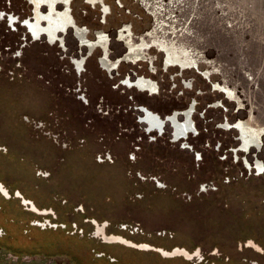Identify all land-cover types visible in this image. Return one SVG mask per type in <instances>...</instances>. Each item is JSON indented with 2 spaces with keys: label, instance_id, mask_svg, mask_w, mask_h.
<instances>
[{
  "label": "rangeland",
  "instance_id": "374dc122",
  "mask_svg": "<svg viewBox=\"0 0 264 264\" xmlns=\"http://www.w3.org/2000/svg\"><path fill=\"white\" fill-rule=\"evenodd\" d=\"M71 1L110 62L140 39L145 61L103 71L72 30L34 42L21 23L45 27L50 9L0 0V264H264V94L149 0ZM167 48L195 68H165ZM139 76L154 89L121 85ZM191 106L186 140L140 123V107L164 118ZM227 123L262 134L260 148L241 150Z\"/></svg>",
  "mask_w": 264,
  "mask_h": 264
},
{
  "label": "water",
  "instance_id": "95a60500",
  "mask_svg": "<svg viewBox=\"0 0 264 264\" xmlns=\"http://www.w3.org/2000/svg\"><path fill=\"white\" fill-rule=\"evenodd\" d=\"M149 1L264 94V0Z\"/></svg>",
  "mask_w": 264,
  "mask_h": 264
},
{
  "label": "flooded vegetation",
  "instance_id": "af4514ba",
  "mask_svg": "<svg viewBox=\"0 0 264 264\" xmlns=\"http://www.w3.org/2000/svg\"><path fill=\"white\" fill-rule=\"evenodd\" d=\"M71 0H36V2L38 3H42L44 4V7H48L50 9L49 13L46 15H43L41 17V19H46L43 20L45 21V27H41L39 22V19L35 17V19H27L23 21V23H21V26L27 31V34L29 35L30 39L34 42H37L38 40H41V38H44L45 40H47V44L49 43L50 45H55L56 43H61L60 39L58 40L57 36L58 35H64L68 30H72L76 39L78 40V42L81 44V46L87 50L89 53H91V56L88 58V61H92L93 59V51L94 49H100L101 50V54L100 57L98 58V62L100 63V66L102 68V70L104 71V69L113 72L116 65L118 64V62L120 63H134V62H144L145 60H143V58L133 61L128 57L130 50L128 49V47L126 46L125 43V50L126 53L124 54L123 57H120L116 60H114L113 62L109 61V52L107 49V45L105 46L106 49H104L102 46H100L97 42H98V36L97 34L101 31H97L96 35H94V41L90 42L87 40V36H85V30L82 28H77L75 26V23L73 21V25L69 26V23L67 22L66 19H69V15H70V9H69V2ZM100 0H88L87 2H89V4H93L95 5L97 2H99ZM72 2V1H71ZM57 5H61L63 8V12H59L57 13L55 11V7ZM32 15V12H31ZM71 17V15H70ZM36 19H38V22L36 21ZM72 19V17H71ZM73 20V19H72ZM10 22L14 23L16 22L13 18L10 17ZM40 26L42 29H45L48 25V29L51 31H57L55 33V36H49V34L43 30V31H39V29H37V26ZM127 32H129V29H127ZM126 30H121L120 32H124V35L126 33ZM84 31V32H83ZM119 32V33H120ZM79 34V36H78ZM129 36H127L128 38ZM131 43V42H130ZM140 43H141V39H140ZM136 44L133 45L131 43V45L133 46H138L140 45ZM147 46V45H146ZM146 46L143 49V52L146 48ZM165 58H166V53H165ZM86 62V63H87ZM84 63V59H77L74 60V66H75V74H80V76H82V73L85 71V73L87 72L85 70V66L86 63L83 65ZM164 63V67L165 68H178V69H182L184 72L186 71H190L193 70L195 68V66L193 67L192 65L182 68L180 67L179 64H174V65H165V59L163 61ZM192 66V67H191ZM118 70V69H117ZM200 70V69H198ZM113 74V73H112ZM201 74V73H200ZM142 81L144 82H149L152 84L153 88L151 89V91L154 89V85L153 82L148 79V77L146 76H142V77H138V78H126L123 80V82L121 83V85H123L125 88L129 89V88H135L139 91H148V87L149 85L146 83V85L144 86V83H142ZM150 91V90H149ZM217 90L214 89V92H216ZM193 107H189V109L183 111L182 113H171L170 115H166V117L164 118H160L157 114L151 112L150 110H148L145 107H140L138 109V111L141 113L140 115V123L144 124L145 126H147V128L149 129L148 132H153L155 131L156 133L158 132V134H162V131L165 127L164 123V119H167V123L171 124V132H172V138L174 141H180V140H186V138L189 136V134H192L195 132L196 128L193 124L192 121V117H191V113L193 112ZM181 117V119H180ZM225 126H228L231 130H235L238 135H239V141H240V148L241 150H247V148L252 147V148H256L259 149L262 142L261 139L263 137L262 134L259 135L258 132L252 131L251 129H248L246 124L243 123H237L235 125H230V124H226ZM257 168H261V165L256 163ZM0 191L2 192L3 195H8L7 191L0 185ZM17 195H19V193L17 192ZM32 209H36L33 205V203L29 202L28 203ZM103 239L106 240L107 242H123L126 244H131L128 241H125L124 239L120 238V237H115V236H105L103 235ZM141 247H146L145 245H141ZM165 254V253H164ZM177 255H181V256H189L185 250H180V249H175L172 252L167 253V256H177Z\"/></svg>",
  "mask_w": 264,
  "mask_h": 264
},
{
  "label": "crops",
  "instance_id": "0c3cea01",
  "mask_svg": "<svg viewBox=\"0 0 264 264\" xmlns=\"http://www.w3.org/2000/svg\"><path fill=\"white\" fill-rule=\"evenodd\" d=\"M67 22L69 23V26L73 25V20L71 19L70 15H69V19H66ZM38 22V20H37ZM40 22H38L39 24ZM37 29H39V31H43L45 30L49 36H55V33L57 31H51V29L49 30L48 29V25L45 29H42L39 25L37 26ZM84 32V31H83ZM127 32V30H126ZM79 36V34H78ZM98 36V44L100 46H102L104 49H106V38L104 37V34L102 33H98L97 34ZM119 37L120 38H123L124 37V32H120L119 33ZM126 46L128 47V49L130 50L129 52V55L127 58L133 60V61H136V60H139L141 58H143L144 56V52H143V49L144 47L146 46L145 42L143 40H141V43L140 45L138 46H133L131 45L130 43V40H128L126 42ZM165 53H166V58H165V65H174V64H179L180 67L182 68H185V67H188L190 65H194V63H192L188 58L187 56L185 55V52L184 51H181V52H176L175 50H171L170 48H167L165 49ZM142 83H144V86L146 85V83L149 85L148 89L151 90L153 88L152 84L149 83V82H144L142 81Z\"/></svg>",
  "mask_w": 264,
  "mask_h": 264
}]
</instances>
